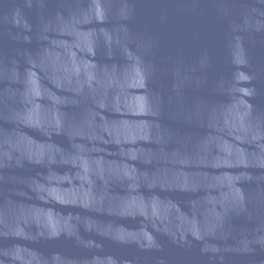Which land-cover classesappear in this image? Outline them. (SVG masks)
<instances>
[{"label":"water","instance_id":"water-1","mask_svg":"<svg viewBox=\"0 0 264 264\" xmlns=\"http://www.w3.org/2000/svg\"><path fill=\"white\" fill-rule=\"evenodd\" d=\"M0 264H264V0H0Z\"/></svg>","mask_w":264,"mask_h":264}]
</instances>
